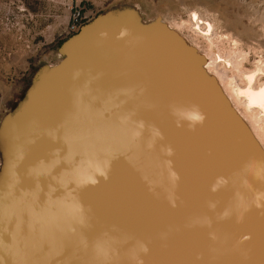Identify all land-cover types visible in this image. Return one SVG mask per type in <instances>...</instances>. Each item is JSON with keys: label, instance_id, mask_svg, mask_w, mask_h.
<instances>
[{"label": "water", "instance_id": "water-1", "mask_svg": "<svg viewBox=\"0 0 264 264\" xmlns=\"http://www.w3.org/2000/svg\"><path fill=\"white\" fill-rule=\"evenodd\" d=\"M84 30L18 120L33 231L11 264H264L255 143L172 29Z\"/></svg>", "mask_w": 264, "mask_h": 264}, {"label": "rangeland", "instance_id": "rangeland-1", "mask_svg": "<svg viewBox=\"0 0 264 264\" xmlns=\"http://www.w3.org/2000/svg\"><path fill=\"white\" fill-rule=\"evenodd\" d=\"M75 15L81 16V24L72 31ZM159 22L198 53L221 56L217 62L224 72L218 74L210 64L207 76L216 77L222 98L223 91L229 93V106L245 115L264 152V115L258 109L247 111L234 94L236 84L246 85L245 73L264 69V0H0V241L11 243L8 264L24 255L18 238L12 237L25 243L33 231L26 216L27 162L21 155L18 120L46 76L81 47L62 45L82 29L86 42L114 24L147 27ZM257 81L264 82V70Z\"/></svg>", "mask_w": 264, "mask_h": 264}, {"label": "bare ground", "instance_id": "bare-ground-1", "mask_svg": "<svg viewBox=\"0 0 264 264\" xmlns=\"http://www.w3.org/2000/svg\"><path fill=\"white\" fill-rule=\"evenodd\" d=\"M194 16L195 17L197 16L196 13L193 15V17ZM199 21L200 20L197 17L198 28L201 27V24ZM207 26L212 27V24L208 23ZM175 38L179 42H181L180 44L185 48V51L187 52V54L193 59V61L197 64V66L202 70V72L206 76H207V69H208L207 67H209L210 64H212V66L214 65L218 74H221L224 72L223 68L219 67L221 64V61L217 62V58L221 57L220 55L217 57L216 56L211 57L208 53H203V54L198 53L194 45L188 44L176 36ZM226 63L229 64L231 63V61L227 60ZM263 70L264 69L259 66L257 67L256 70H253L250 73H245L246 85L242 86L240 84H236L234 94L237 96L236 98H239L244 101V105L247 111L254 113V111L258 109L264 115V82H262L261 84H258V81H257L259 74ZM208 79L215 85V87H217L215 83L217 80L216 77H214V80L211 78H208ZM223 96H224L223 100L225 104L227 105V107L232 111V113L237 117V119L245 125L250 138L254 141L255 146H256V151H257V159H258L259 166H260L259 169H260L261 174L264 176L263 158L261 156V153H259L258 146L255 142V140L257 139H256V136L253 132L251 125L249 124L248 120L245 118V115L240 111V109H238L237 107L234 109H231V106H229V104L232 102V97L229 95V93L223 91ZM7 243L0 244V264H8V260L10 256L12 255L13 249H12L11 243L10 244H7Z\"/></svg>", "mask_w": 264, "mask_h": 264}, {"label": "built area", "instance_id": "built-area-1", "mask_svg": "<svg viewBox=\"0 0 264 264\" xmlns=\"http://www.w3.org/2000/svg\"><path fill=\"white\" fill-rule=\"evenodd\" d=\"M81 24V16L75 15L74 18L71 21V27L70 29L72 31H75L79 28V25Z\"/></svg>", "mask_w": 264, "mask_h": 264}]
</instances>
